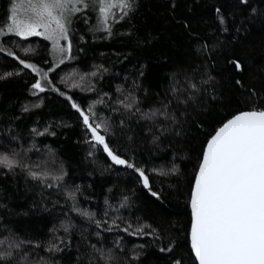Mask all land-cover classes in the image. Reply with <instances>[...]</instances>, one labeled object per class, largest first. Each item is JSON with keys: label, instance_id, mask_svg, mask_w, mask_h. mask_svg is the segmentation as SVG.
I'll list each match as a JSON object with an SVG mask.
<instances>
[{"label": "trees", "instance_id": "trees-1", "mask_svg": "<svg viewBox=\"0 0 264 264\" xmlns=\"http://www.w3.org/2000/svg\"><path fill=\"white\" fill-rule=\"evenodd\" d=\"M13 2L0 0V27ZM68 29L69 60L41 93L20 60L51 69L49 43L3 38L12 51H0V154L19 162L0 167L5 264H197L189 200L205 145L233 116L264 110V0H133L110 33L96 7ZM73 103L161 199L92 140Z\"/></svg>", "mask_w": 264, "mask_h": 264}, {"label": "snow or ice", "instance_id": "snow-or-ice-1", "mask_svg": "<svg viewBox=\"0 0 264 264\" xmlns=\"http://www.w3.org/2000/svg\"><path fill=\"white\" fill-rule=\"evenodd\" d=\"M240 3L246 5L248 0H240ZM90 6L98 9V23L110 33L112 24L118 23L132 10L133 0H19L11 9V25L7 32L24 39L42 36L52 42L55 50L70 53L71 43L61 47L60 41L68 40L71 17ZM216 12L219 14L220 9L217 8ZM219 19L224 23L223 16ZM20 63L39 74L34 65L23 60ZM232 63L237 70L242 69L238 61ZM32 88L38 92L46 90L40 80ZM72 107L82 116L92 140L103 147L111 160L133 168L139 174L143 187L153 197L161 199V193L152 190L145 171L110 148L105 135L99 131L102 125H93L90 116L79 105L73 103ZM125 107L130 109L132 105L126 104ZM104 130L107 131L106 128ZM17 166L19 162L14 157L0 154V167L12 170ZM159 174L165 173L160 171ZM30 175L34 179L41 178V174L36 172H30ZM43 178L47 179V174H43ZM53 179L60 180L62 176ZM189 203L191 249L198 264H264V110L241 112L224 123L208 140ZM23 243L9 245V248L19 249ZM160 251L171 249L161 248ZM12 258L11 251L0 252V264Z\"/></svg>", "mask_w": 264, "mask_h": 264}, {"label": "rangeland", "instance_id": "rangeland-1", "mask_svg": "<svg viewBox=\"0 0 264 264\" xmlns=\"http://www.w3.org/2000/svg\"><path fill=\"white\" fill-rule=\"evenodd\" d=\"M19 3V0H14V2H13V5H12V8H13V6H14V4H18ZM90 7H94V6H90ZM11 8V9H12ZM85 10V9H84ZM117 13H118V10H117ZM76 15V14H75ZM75 15H73L72 17H71V19L75 16ZM10 16H11V13H10ZM11 25V20H10V17H9V21H8V23L5 25V26H2V27H0V51H3L4 53H6V54H11V49L8 47V46H5L4 44H3V38L4 37H13V36H16L14 33H8L7 32V28L9 27ZM68 26H69V24H68ZM16 37H19V36H16ZM30 37H39V38H42V39H44L42 36H30ZM19 38H21V39H24V38H22V37H19ZM29 38V37H28ZM46 40V39H45ZM48 43H49V54H50V60H51V62H52V64H51V66L52 67H50L51 69H38V71H39V74L37 73V80H40L41 81V84H42V86H44L45 87V89H48V88H50L51 90H53L54 88H53V86H52V84H51V80H50V78H49V75H50V73L53 71V70H55L58 66H60L61 64H63V63H65V62H67L68 60H69V52H65V53H60L59 51H57V50H55L54 49V47H53V44H52V42L51 41H49V40H46ZM68 43H69V40H67V41H65V40H61L60 41V46L61 47H67V45H68ZM61 60H63V63H61ZM68 74L66 73L65 75H63V78L65 79V80H67L68 79V77H70V76H72L71 74H69L68 76H67ZM46 76V78H42V77H45ZM71 80V79H70ZM50 90V91H51ZM33 91H34V93L36 92V93H41V92H38L36 89H34L33 88Z\"/></svg>", "mask_w": 264, "mask_h": 264}, {"label": "water", "instance_id": "water-1", "mask_svg": "<svg viewBox=\"0 0 264 264\" xmlns=\"http://www.w3.org/2000/svg\"><path fill=\"white\" fill-rule=\"evenodd\" d=\"M239 114H240V113H239ZM237 115H238V114H237ZM235 116H236V115H235ZM233 117H234V116H233ZM233 117H232V118H233ZM232 118H231V119H232ZM229 120H230V119H229ZM222 126H223V125H222ZM222 126H221V127H222ZM217 131H218V130H217ZM215 133H216V132H215ZM215 133H214L213 135H215ZM213 135H212V136H213ZM212 136H211V137H212ZM207 142H208V141H207ZM206 147H207V143H206V145H205L204 151H205ZM204 151H203V152H204ZM202 155H203V154H202ZM193 185H194V183H193ZM192 188H193V186H192ZM191 191H192V190H191ZM190 198H191V194H190ZM189 202H190V200H189ZM189 209H190V217H191L190 203H189ZM190 229H191V221H190ZM189 248H190V250H191V252H192V254H193V257H194V259H195V255H194V253H193V251H192V249H191L190 230H189ZM195 261H196V259H195ZM196 263L198 264L197 261H196Z\"/></svg>", "mask_w": 264, "mask_h": 264}]
</instances>
